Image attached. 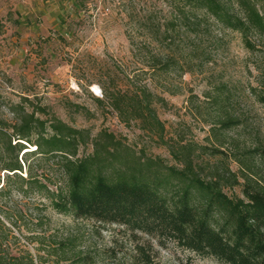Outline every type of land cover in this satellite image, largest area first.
Returning a JSON list of instances; mask_svg holds the SVG:
<instances>
[{
	"label": "rangeland",
	"instance_id": "obj_1",
	"mask_svg": "<svg viewBox=\"0 0 264 264\" xmlns=\"http://www.w3.org/2000/svg\"><path fill=\"white\" fill-rule=\"evenodd\" d=\"M258 1L264 11V0ZM170 8L163 0H0V120L14 124L13 108L25 97L31 106L46 107L50 115L86 130L90 140L106 131L135 152L179 168L169 148L181 153L189 147L204 178H217L228 170L239 183L246 173L264 186V106L255 97L264 93V39L249 36L255 47L251 50L238 32L210 17L193 30L182 28L168 35L164 30ZM159 26L155 39L146 37ZM151 56L162 63L175 58L177 65L145 75L142 70L151 65ZM129 80L146 85L164 101L155 105L163 141L144 133L138 123L126 126L107 104H99L105 89L126 90ZM221 87L234 95L228 114L241 121L230 130L212 129L217 116L209 100ZM97 88L101 97L93 93ZM256 148L243 163L246 169L239 161L242 152ZM91 152L90 143L81 146L77 158ZM29 164L51 192L66 189L61 165L40 157L30 158ZM5 175L0 170V187ZM25 188L13 186L11 195L1 200L11 217L7 221L0 213V221L12 231L8 242L13 255L27 251L50 264L53 259L39 244L71 238L76 240L75 252L90 253L92 264H130L131 242L122 228L58 214L45 193ZM223 191L231 198L240 196L238 186L225 185ZM158 260L217 264L173 244L158 250Z\"/></svg>",
	"mask_w": 264,
	"mask_h": 264
},
{
	"label": "trees",
	"instance_id": "obj_2",
	"mask_svg": "<svg viewBox=\"0 0 264 264\" xmlns=\"http://www.w3.org/2000/svg\"><path fill=\"white\" fill-rule=\"evenodd\" d=\"M163 1L171 5L165 34L182 28L193 30L210 17L224 29L238 32L251 50L255 47L249 36L264 39V11L258 0ZM156 31L160 32L161 27L150 29L146 37L155 39ZM151 57V65L142 70L145 75L154 76L177 65L175 58L162 63L156 56ZM129 82L126 90L105 89L104 101L99 104H107L126 126L138 123L144 133L163 141L164 127L155 105L164 101L146 85ZM233 96L221 87L209 100L217 116V125L212 129L230 130L241 124L227 111ZM255 97L264 106V93ZM31 103L23 97L14 106V124L0 120V170L6 173L0 187V213L7 221L11 217L2 208L1 200L11 195L13 186H25V191L45 193L58 214L122 228L131 242L130 264H161L158 250L169 244L217 264H264V186L251 174L242 175L243 183L228 170L217 178H204L189 147H183L181 153L169 148L179 168L135 152L106 131L90 140L86 130L73 128L50 115L46 107ZM89 143L91 154L77 158L79 148ZM257 151L258 148L243 150L240 163H246ZM32 157L61 165L66 189L51 192L38 180L29 164ZM225 185L238 186L240 196H227ZM17 220L11 224L17 225ZM0 228V264H46L41 256L34 258L27 251L13 255L8 242L12 231L1 221ZM75 241L56 240L39 247L53 259L50 264H92L90 253L75 252Z\"/></svg>",
	"mask_w": 264,
	"mask_h": 264
},
{
	"label": "built area",
	"instance_id": "obj_3",
	"mask_svg": "<svg viewBox=\"0 0 264 264\" xmlns=\"http://www.w3.org/2000/svg\"><path fill=\"white\" fill-rule=\"evenodd\" d=\"M93 93H94L95 96H98V97H101L102 96L101 95V91L98 88L96 89V91L93 90Z\"/></svg>",
	"mask_w": 264,
	"mask_h": 264
}]
</instances>
